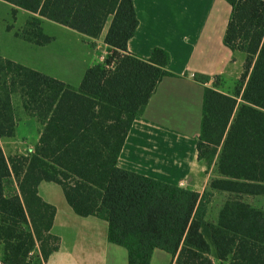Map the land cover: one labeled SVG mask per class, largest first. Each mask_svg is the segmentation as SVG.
Instances as JSON below:
<instances>
[{
    "label": "trees",
    "instance_id": "trees-1",
    "mask_svg": "<svg viewBox=\"0 0 264 264\" xmlns=\"http://www.w3.org/2000/svg\"><path fill=\"white\" fill-rule=\"evenodd\" d=\"M0 1L14 19L31 15L23 28L7 27L26 42L54 41L44 20L91 39L110 22L105 44L113 48L79 88L0 57V141L15 137L17 108L45 125L32 153L8 158L0 146V264H44L58 250L56 208L40 196L42 183L59 185L78 216L106 220L129 264H151L156 250L176 264H264V210L247 201L264 196V0H225L232 13L224 44L246 62L233 96L205 89L198 152L216 178L202 195L118 166L133 123L172 76L167 51L155 48L147 60L129 53L139 27L133 0ZM13 176L18 191L7 195ZM214 193L229 194L216 222L207 220Z\"/></svg>",
    "mask_w": 264,
    "mask_h": 264
},
{
    "label": "crops",
    "instance_id": "crops-1",
    "mask_svg": "<svg viewBox=\"0 0 264 264\" xmlns=\"http://www.w3.org/2000/svg\"><path fill=\"white\" fill-rule=\"evenodd\" d=\"M139 27L129 41V53L149 59L155 48L171 56L168 71L152 96L144 114L132 125L118 160L121 169L148 178L203 194L216 178L214 165L199 160L198 143L202 132L204 94L206 88L233 96L244 73L246 55L233 52L224 44L232 8L225 0H133ZM25 12V11H22ZM27 13V12H26ZM29 14V13H28ZM47 20L43 21L42 26ZM110 22L99 39L79 34L88 51L84 69L74 76L47 73L26 59L7 55L2 57L79 88L87 70L105 60L113 48L105 44ZM77 33V32H76ZM14 34V33H13ZM12 35V34H10ZM18 48L42 51L15 35L9 38ZM74 71V69H73ZM196 76L209 78V83L197 81ZM17 101H16V103ZM15 137L7 139L11 158L34 152L44 130V124L17 108ZM20 138H26L23 142ZM4 142V141H3ZM2 140L0 146H2ZM44 183L39 194L56 208L51 234L58 238V250L44 264H129L125 247L110 243L109 223L96 216L80 217L68 205L65 196H53ZM18 191L13 176L7 195ZM227 193H214L208 205L207 220L216 222ZM249 198H247L248 201ZM249 202V201H248ZM255 207V206H254ZM34 256H40L37 248ZM214 264H230L213 258ZM151 264H176V258L156 250Z\"/></svg>",
    "mask_w": 264,
    "mask_h": 264
},
{
    "label": "rangeland",
    "instance_id": "rangeland-1",
    "mask_svg": "<svg viewBox=\"0 0 264 264\" xmlns=\"http://www.w3.org/2000/svg\"><path fill=\"white\" fill-rule=\"evenodd\" d=\"M13 7L5 2L0 1V57L1 51L7 55L16 56L20 59H26L29 63L35 64L39 69L47 71L54 75H60L64 72L67 75L74 76L75 72L84 69L83 62L88 51L84 45L82 37L68 28L60 26L56 23L47 21L44 23V32L46 35L54 38V41L42 51H28L16 47L11 43L9 38L14 35V32H8L9 25L15 26V31L23 28L30 18V14L20 11L16 19L13 17ZM12 34V35H10ZM5 59V58H3ZM74 69V71H73ZM26 142V138H20ZM4 141V142H3ZM2 140V149L6 156L11 158L14 154L11 152L10 144ZM45 188L50 189L53 196H61L64 199L62 188L54 183H44L43 193ZM249 203L253 206L264 210V196L249 198Z\"/></svg>",
    "mask_w": 264,
    "mask_h": 264
},
{
    "label": "built area",
    "instance_id": "built-area-1",
    "mask_svg": "<svg viewBox=\"0 0 264 264\" xmlns=\"http://www.w3.org/2000/svg\"><path fill=\"white\" fill-rule=\"evenodd\" d=\"M100 60L103 62V64L106 62L104 56H101ZM33 254H34V253H33ZM33 254H31V255L33 256ZM34 260H35V261H38V260L41 261V257L39 256L38 258H35Z\"/></svg>",
    "mask_w": 264,
    "mask_h": 264
}]
</instances>
